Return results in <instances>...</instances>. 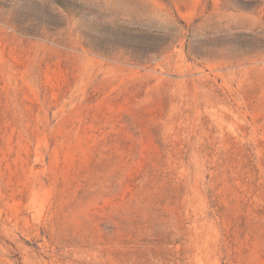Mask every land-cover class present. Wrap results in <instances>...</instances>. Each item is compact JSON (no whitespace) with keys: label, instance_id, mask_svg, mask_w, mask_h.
Instances as JSON below:
<instances>
[{"label":"rangeland","instance_id":"1","mask_svg":"<svg viewBox=\"0 0 264 264\" xmlns=\"http://www.w3.org/2000/svg\"><path fill=\"white\" fill-rule=\"evenodd\" d=\"M0 264H264V0H0Z\"/></svg>","mask_w":264,"mask_h":264},{"label":"trees","instance_id":"2","mask_svg":"<svg viewBox=\"0 0 264 264\" xmlns=\"http://www.w3.org/2000/svg\"><path fill=\"white\" fill-rule=\"evenodd\" d=\"M133 29L128 28H114L109 26L106 29V35L111 39V42L116 45H131L136 47L139 41H145L149 45H153V41L147 39V37L142 38L137 34L133 33ZM141 39V40H140Z\"/></svg>","mask_w":264,"mask_h":264}]
</instances>
